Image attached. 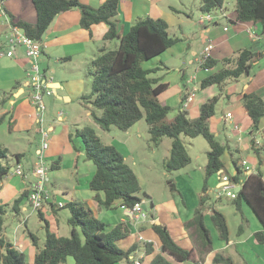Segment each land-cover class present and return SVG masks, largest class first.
<instances>
[{"label":"trees","instance_id":"1","mask_svg":"<svg viewBox=\"0 0 264 264\" xmlns=\"http://www.w3.org/2000/svg\"><path fill=\"white\" fill-rule=\"evenodd\" d=\"M234 1V20L258 22L264 34V0ZM223 2L224 0H200L199 9L201 12L215 11L223 5ZM32 3L35 9V22L13 20L11 15L9 17L11 24L19 26L27 36L36 40H41L58 13L69 9L76 8L79 11V25L84 29L90 30L93 24L98 23L107 25L102 38L116 39L118 45L115 48L100 47L98 54L88 63L87 69L92 80L89 92L83 94L81 98L91 105L90 116L101 129L106 131L111 126L128 130L139 119L144 118L148 126L149 140L153 145H159L163 137L171 139L169 155L163 161V168L166 171L182 168L190 162V156L180 135L189 137L202 135L209 145L204 166L202 186L204 193L207 189L208 177L220 169L224 170L222 155L227 148L226 144L218 141L215 134L210 131L209 119L214 115L215 105L225 81L248 75L255 59L254 53L248 48H242L234 57L216 59L206 56L199 63L203 70L208 71L201 79L200 86L205 88L215 85L218 93L200 104L199 114L195 117H191L187 110L181 108L182 101L186 98V94H182L180 110L168 120L167 114L171 107L157 98L167 88V83L161 81V76H150L160 67H142L144 60L159 55L181 40L179 36H171L168 33V23L164 18L148 15L137 17L128 31L120 34L117 18L118 0H104L97 7L84 4L80 0H32ZM16 86L17 84L14 87ZM241 105L251 120L250 133H256L260 129V119L264 116V99L255 91L244 92L241 95ZM6 113L0 115V124L4 121ZM7 120L10 129L11 121ZM68 137L71 143L74 142L75 137L80 139L84 159L90 161L94 167L87 186L95 192L94 199L98 202V206L110 208L115 201H119L121 206L128 210L136 202L142 201L138 195L141 189L138 178L115 145L102 142L90 125L75 128ZM250 146L257 156L258 163L264 162V158L260 157L259 149L254 147L253 138L250 139ZM7 156V147L0 144V179L9 172V165L5 161ZM231 161L235 173H223L231 183L240 186L235 192V197L232 198V203L237 210L242 202L249 205L262 227L253 232L254 239L264 244L263 174L259 170L244 174L237 160L232 158ZM168 182L171 189H176L171 180ZM28 192L27 184V188L13 199L11 208L14 213L19 212L20 204L27 199ZM207 199L206 194L199 196L193 216L184 223L193 242V246L189 249L175 241L165 223L155 220L151 224L160 244L159 251L152 255L147 264H201L213 248L210 230L204 218L207 209L217 237L222 241H228L226 218L221 211L208 207V204L206 206ZM50 204L53 205L54 202L51 201ZM7 205L0 206V233L3 229V215ZM59 207H67L70 212L67 218L70 225L68 236L58 235L51 230L47 219L42 215L43 207L32 209L36 210L44 221L45 230L42 245H39L37 236L28 231L35 246L32 264H65L68 256L73 258L74 264H114L120 260H126V264H130V255L137 245L133 244L127 249H122L116 243L129 234L130 228L126 222L115 224L104 222L79 200L62 203ZM144 251L146 255L152 254L153 243L145 242ZM25 260L24 252L0 235V264H25ZM211 262L234 264L229 256L219 251L213 254Z\"/></svg>","mask_w":264,"mask_h":264},{"label":"crops","instance_id":"2","mask_svg":"<svg viewBox=\"0 0 264 264\" xmlns=\"http://www.w3.org/2000/svg\"><path fill=\"white\" fill-rule=\"evenodd\" d=\"M80 1L89 6L97 7L104 0ZM164 1L166 2V0H118L117 18L120 34H124L128 31L135 18L148 15L152 17L164 18L168 23V29L178 26L182 36H185L182 24L185 23L186 19L179 17L180 12L175 7L171 6L170 2L167 1V3H163ZM226 6L227 0H224L222 8L225 13V17L215 16L212 22L202 24L203 26H201L198 35L201 42L204 44V48L211 45L212 47L209 50L208 55L216 59L234 57L238 50L248 48L255 56L251 69H255L260 66L263 71V76L254 78L250 77L248 73V75L235 79L232 84L227 86V91L230 94H237L238 103L236 107H239L240 111L237 115H234V119H232V114L229 118L225 117V121L234 124L232 133L236 136L237 145L235 148L236 153H233L228 148L229 145L227 144V148L223 153V156H226L229 160L235 158L244 174H248L255 170L261 171L264 179V162L258 163L257 156L250 146V139L254 138V147H259L260 157L264 158V138L261 140L257 137V134H259L264 128V116L260 119V129L257 131L259 133L256 132L257 134H251L249 128L251 120L241 105V95L244 92L255 91L264 99V34L261 32V25L258 22H240L234 20L235 6L232 11H228L227 13L225 11ZM3 9L4 12L0 11V76H2V80L6 83H1L2 85L0 86H2V88L3 86L13 87V90L11 91L13 97H8L6 99L8 101L7 103H9L11 107H4L0 111V115L7 112L5 119H9L11 121V127L9 130L11 131L10 134L14 136L11 139L14 144L18 145V142H15V139H22L21 134L23 132L28 133L32 128H34L36 132L37 130L33 119V107L30 103L29 93L20 98L21 94L24 93L25 88H28L30 92L28 81L24 80L26 79V76L28 77L27 72L29 68L24 48L23 46H16L15 56H7L5 54L8 50L7 34L10 25L9 15L13 16V20L20 19L30 23L35 22L36 16L32 0H4ZM216 11L217 12L214 13L218 15L219 10ZM184 15L186 17H190L188 12H184ZM79 17L80 13L76 8L58 13L40 40L42 44L40 63L43 64L40 68L48 81V85L51 88L52 93L56 94L58 98H65L66 101H72V99L78 97L82 92L81 77H79V75H72V70L67 65L70 64L71 67H73L76 62L85 65L98 54L100 47L109 48L111 43V40H104L102 38L103 33L107 29V25L105 23L93 24L90 27V30H87L80 27ZM224 27H226V29H224ZM248 28H250L253 32L252 35L247 31ZM117 45L118 40L116 42V46ZM192 53L196 54V51L193 50ZM2 58L7 59L6 64L1 61ZM57 67L59 69V73L57 72ZM49 69L53 73V76H48ZM211 70L213 71L214 69ZM184 73L185 71L183 70L181 74L184 75ZM166 83V89H168L169 82ZM16 84L17 86L14 87ZM183 94H186V98L182 101L181 108L187 110L191 117L197 116L199 114L200 104L208 97L205 96L200 102L195 103L192 96L187 93ZM187 96H190L191 100L186 101ZM161 102L166 103L164 101ZM212 118L213 116L209 119V125L212 122ZM56 120L62 121V123L57 122ZM48 121L47 129L51 133L49 145L45 154L46 159L51 163L50 167L52 168L53 166L51 173L48 174V181L46 183L48 191L49 188L47 185L50 182L56 191H61L65 194L72 192L71 194L74 196L72 198L74 199H71L70 201L79 200L84 202L98 219L110 224H115L121 221L126 222L130 228L129 234L124 238L117 240L116 243L122 249H127L133 244H136L137 247L131 253V257L133 253L138 250L140 242H143V244L145 242H152L154 252L150 255H146L145 251H143V253L136 258L141 262V264H147L152 255L159 251V238L151 228V224L155 220H159L167 225L172 237L180 246L186 249L193 246V242L188 235V231L184 227V223L193 216L194 210L198 206L199 196L202 194L209 196L208 191L210 190V188H208L209 185L207 184L206 191L204 193L202 192L203 177L200 173H198L196 178L190 175L189 172H185V174L179 176L178 184L180 185V190L186 196L189 203L186 207V211H180V206H178L177 202L172 198L163 202L161 208L164 210V213L159 210L156 217H154L153 213L150 211L149 213L144 212V199H142L144 202L142 203L141 210L144 218L140 219H136L134 214H131L127 209L122 211L119 201H115L113 206L110 208H102L98 206V202L94 199L95 192L90 190L87 186V182L94 171V167L90 162H88V160L84 159L81 142L77 138H74L73 143L70 142L68 135L70 132H73V130H71L68 122H66L67 117L63 115L62 111H59L56 114L55 119H51V121L48 119ZM235 125L238 126V129H235ZM138 135L140 136V133ZM226 138H228L227 135ZM117 142L121 144L122 148L126 149L124 141L117 140ZM3 146L7 147L8 153H10L9 147L7 145ZM115 146L117 147L116 144ZM38 147L39 145L37 144L34 147L31 159L27 161H24L25 151L23 150L14 151V160L12 162L7 161L9 165V172L0 179V206L8 204L11 200L16 198L24 189L27 188L28 182L35 179L31 170L36 159ZM122 148L120 149L117 147V149L124 155V158H126V155L121 151ZM248 149L252 151V155L238 159L237 153H240L241 150ZM242 160L246 161L244 165H242ZM222 161L225 171L229 174L226 167V161L223 159ZM18 163L21 164L23 169L28 173L26 178L11 172L12 168ZM132 163L134 162L132 161ZM244 166H247L248 168L245 169ZM234 173L235 168L231 174ZM215 174L216 179L214 180L213 186L215 187V190H218L219 185L223 181L220 180V174L223 173L217 172ZM51 201L53 200L49 198L43 206L41 212L47 219L51 230L60 235L59 232L61 227L57 219L59 208L57 203L61 202L65 204L69 202V200L61 199L58 200L57 203L53 201V205L50 204ZM150 202L153 206V201L151 200ZM207 204L208 202L206 201V206ZM45 206H47V208H45ZM22 209L25 210L26 206L24 205L21 207L20 205L19 212L15 213L17 217L20 215ZM205 212L204 218L210 221L209 210L207 209ZM28 217L24 220V223L27 222ZM107 229L108 227L106 230ZM258 229H262L259 221L257 222V225H255L254 231ZM27 231L30 230L28 229ZM212 232L216 235V230L214 228ZM25 233H27L26 230H22V233L17 234L14 241L11 243L21 251H24V248H27L30 253V262L33 263L35 247L31 241H28ZM1 236L4 237L3 234ZM250 241L253 246L258 243L254 239L253 233L248 238H242L237 242H231L229 239L227 242H224L226 246L229 244H235L236 246L240 245L241 249H243V245H249ZM259 244L260 243H258V245ZM219 245L220 241L213 243V248L210 251V258L208 257V253L205 256L204 262H201V264H213L211 262L212 256L215 252H218ZM226 246L221 245L220 248H225ZM69 257L71 256L66 258L65 264H74L73 258L70 260ZM131 260L130 264H132ZM124 261L126 262V260Z\"/></svg>","mask_w":264,"mask_h":264},{"label":"rangeland","instance_id":"3","mask_svg":"<svg viewBox=\"0 0 264 264\" xmlns=\"http://www.w3.org/2000/svg\"><path fill=\"white\" fill-rule=\"evenodd\" d=\"M167 1L170 2L171 6L175 7L180 12V18L186 19L185 23L182 24L185 36H182L178 26L169 28L168 33L171 36H179L180 38L182 37L181 40L176 42L171 48L169 47V49L167 48L164 50L159 55L154 56L151 59L144 60L142 62V67L149 68L159 66L160 68L155 73H151L150 76H161V81L169 82L168 89L163 90L157 98L159 101L166 102V104L171 107L170 112L167 114V119L171 120L178 110H180V97L183 93L189 94L194 98V102L198 103L203 99V97H211V95L218 93V90L215 85L207 86L205 88H201L200 86L201 79L207 75L208 71L203 70L199 66V60H201L204 56L202 53L204 51V44L201 42L198 34L201 26H203L202 24H207V22L199 23L198 21L200 15L202 14L198 8L199 0H166V2L164 1L163 3H167ZM234 6V0H227V6L225 8L226 13L228 11H232ZM184 12H188L190 17H186ZM213 12L217 11L215 10ZM110 42L109 48H115L117 40L113 39ZM193 50L196 51V54L192 53ZM1 61L6 64L7 59L2 58ZM39 64L41 67L43 66V64L40 63V58ZM67 66L72 70V75H79V77H81L82 92L78 97L72 99V101H66L65 98H58L54 93H51V95H43V103L45 105L43 126L47 128V123L49 122L48 119H50V121L51 119H55L56 114L59 111H62L63 115L67 117L66 122H68L71 130H74L75 128H81L84 125H90L95 129L96 133L104 143H111L114 145L116 144L117 147L121 149L122 146L119 142H117V140L124 141L126 149L122 148L121 151L126 155V163L132 167L140 181L141 189L138 195L145 200V202L143 200L145 203L143 206L144 212L149 213L150 211L153 213L154 217H156L159 210L164 213L161 205L164 201H168L171 198L177 202L178 206H180V211H186V207L189 203L186 199V196L180 190V185L178 184L179 176H182V174H185V172H189L194 178H196L198 173L204 177L206 152L209 149L206 139L202 135L189 137L181 134L180 138L186 148L188 155L190 156V162L182 168L166 171L163 168V161L169 155L171 139L169 137H163L159 145H153V143L149 140V134L147 132L148 126L144 118H141L136 123H134L128 129V131L119 129L116 126H111L108 131L101 129L90 116L89 108L91 105L81 98L83 94L88 93L90 90L92 76L87 69L88 63L84 65L76 62L73 67H71L70 64ZM183 70L185 71L184 75L181 74ZM57 72L59 73L58 67ZM262 73L263 71L259 66L255 69H251L249 75L250 77L258 78L263 76ZM48 76H53V73L50 69ZM2 79V76H0V85H2L1 83H6ZM28 79L29 77L26 76V79L24 80L28 81ZM233 81L234 79L229 78L222 86V91L219 94L218 101L216 102L215 112L209 128L210 131L215 134V137L218 141L226 145L228 144V148L233 153H236V136L232 133L234 124L225 121L226 112H231L233 116L232 119H234V115H237L240 111L239 107H236L238 103L236 96L237 94H230L227 91V86L232 84ZM12 90L13 87L3 86L2 88V86H0V111L4 107H11L10 104L7 103L8 101L6 99L8 97H13L11 94ZM27 93L30 94L28 88H25V91L23 94H21L20 98L26 96ZM98 112L100 113V111ZM33 119H35V117ZM57 122L62 123V121ZM8 126L9 124L7 119L2 121L0 124V144L7 145L10 150V153H8L5 161L12 162L15 158L14 151L17 150L25 151L24 161L31 159L34 147L37 144L40 146V133L36 132L34 128H32L28 133L23 132L21 134L22 139H15V142H18L17 145L14 144L13 140L11 139L14 136L10 134L11 131L9 130ZM35 126L37 128L38 124L35 123ZM138 132L140 133V136L138 135ZM226 135L228 138H226ZM257 137L261 140L264 138V128L259 134H257ZM77 139L80 141L79 138ZM248 155H252V151L250 149L241 150L240 153H237L238 159L245 158ZM222 159L226 161V167L229 171V174H231L234 170L233 163L231 160L227 159L226 156L222 155ZM132 161L134 163H132ZM46 163L48 166L51 164L47 159ZM51 169L52 168L50 167L48 174L51 173ZM218 172H224L228 174L225 169H220ZM224 173L220 174V180H223ZM215 179L216 174H213L209 176L207 180V184L209 185L208 188H210L207 199L208 207H214L224 214L228 226L229 241L237 242L242 238H248L250 235H252L255 225H257V217L251 211L249 205L246 202H242L240 204L239 210H237L236 206L232 203V198L226 195L225 192H222V194L219 196L218 190H215V187L213 186ZM168 180H171L174 183L176 189L170 188ZM47 186L49 188L48 194L51 200L55 201L56 203L61 199L69 201L74 199L72 198L74 197L73 194H71L72 192L65 194L61 191H56L50 182ZM228 190L232 191V189ZM151 200L153 201V206L150 204ZM12 201L13 200H11L5 207V213L3 215V229L0 235L3 234L6 240L13 242L17 234L22 233V230H26V237L28 238V241H31L27 231L29 229L37 236L39 245H42L45 233L44 221L39 217L36 210H32V207L29 205L27 199H24L20 204L21 207L25 205L26 209L21 210L18 218L11 208ZM45 208H47V206H45ZM121 208L122 211L126 210V207L124 206H121ZM69 215L70 212L67 207L58 208L57 219L61 227L59 232L60 235L68 236L70 234V225L67 222ZM27 217L28 220L26 223H24V220L27 219ZM205 224L210 230L212 242L216 243V241H220L218 251L229 256L234 264H264V245H258L257 243L253 246L252 242L250 241L249 245H243V249H241L240 245L236 246L235 244H229L226 246L225 242L219 239L217 234L215 235L212 232L214 228L213 224L206 219ZM221 245L226 247L220 248ZM143 251L144 244L143 242H140L138 250L132 255V264L134 259L138 258V256L142 254ZM23 252L26 258L25 264H32L30 262V253L28 252L27 248H24ZM210 256L211 253L209 252L208 257L210 258ZM69 258L72 260V257ZM202 262H204V260ZM116 264H126V262L124 260H120Z\"/></svg>","mask_w":264,"mask_h":264},{"label":"built area","instance_id":"4","mask_svg":"<svg viewBox=\"0 0 264 264\" xmlns=\"http://www.w3.org/2000/svg\"><path fill=\"white\" fill-rule=\"evenodd\" d=\"M3 3L4 0H0V11L4 12L3 9ZM216 10H219V14L217 15L213 11L210 12H202V14L199 17V23H205V22H212L215 18V16H223L225 17V13L223 11L222 6L217 8ZM226 29V27H224ZM249 34L252 35V31L250 28L247 29ZM7 41H8V50L5 52L7 56H15L16 46H23L24 53L27 58L29 68H28V86L30 88V103L33 107V113H34V121L36 124H38V127L36 128L37 132L41 135V143L38 147L36 159L33 164V168L31 172L34 174L35 179L28 182V196L27 201L32 207V209H38L42 208L45 205V202L49 200L50 196L48 194V190L46 187V182L48 181V170L50 169V166L46 163V149L49 145V139H50V132L49 130L43 126L44 116H45V105L43 103V95H51L52 90L48 85V81L46 80L44 73L42 69L40 68L39 64V58L40 54L42 52V44L40 40L33 39L29 36H27L24 31L16 25H13L10 23L9 25V31L7 34ZM211 45H208L204 48V51L202 52L204 56L200 60V62L208 56V52L211 49ZM191 100L190 96H187L186 101ZM226 118L231 117L230 112H226L225 114ZM235 129H238V126L235 125ZM246 163L245 160H242V165ZM245 169H247V166H244ZM11 172L20 175L24 178L28 176V173L23 169L21 164H16ZM237 185L234 183H231L227 176L224 174L223 181L219 185L218 189V195L220 196L222 192H225L226 195L230 196V198L235 197V190L234 188ZM232 189V191L228 190ZM220 190V191H219ZM142 203L136 202L131 209H128L131 214H134V217L136 219L144 218V215L141 213L142 210ZM62 203L58 202L57 205L60 206ZM130 259L132 257L130 256ZM133 264H141V262L137 259L133 261Z\"/></svg>","mask_w":264,"mask_h":264},{"label":"water","instance_id":"5","mask_svg":"<svg viewBox=\"0 0 264 264\" xmlns=\"http://www.w3.org/2000/svg\"><path fill=\"white\" fill-rule=\"evenodd\" d=\"M239 188H240V186H236V187L234 188V190L237 191Z\"/></svg>","mask_w":264,"mask_h":264}]
</instances>
